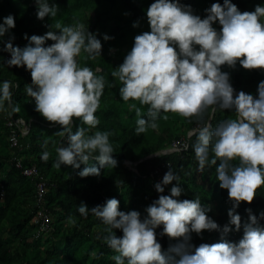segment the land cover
<instances>
[{
  "label": "clouds",
  "instance_id": "clouds-1",
  "mask_svg": "<svg viewBox=\"0 0 264 264\" xmlns=\"http://www.w3.org/2000/svg\"><path fill=\"white\" fill-rule=\"evenodd\" d=\"M36 3L37 19L57 16V5L50 6L48 0ZM206 12V18L201 19L179 0H155L146 13L150 31L134 38L131 51L111 76L122 84L121 100L134 102L129 107L138 117L137 135L155 130L159 119H168L167 113L189 121L198 119V126L190 130L188 137L196 136L193 149L198 170L215 166L219 187L227 190L232 204L229 223L221 229L206 214L198 196L193 200L176 199L182 192L178 183L170 189V195H160L145 209L147 215L143 219L137 211H120L115 198L90 212L82 203L77 209L81 216L86 218L91 213L106 226L104 241L117 253L112 256L115 264H264V228L258 226L257 217L250 210L239 242L224 239L233 229H241V218L234 214L235 209L241 202L251 204L257 189L264 186V81L258 85L256 98L243 91L234 95L229 74L221 71L222 66L234 68L237 63L245 70H264V7L242 13L230 0H224L223 6L213 3ZM217 22L221 26L219 32L212 26ZM14 27L13 16L4 18L0 37ZM52 28L55 30L42 36H25L28 45L23 49L13 47L9 41L4 50L10 53L9 66L24 67L30 72L32 83L25 86V92L35 101V111L61 128L57 135L67 137V146L56 149L58 158L53 166L77 169L94 160L100 168H115L117 161L109 140L114 133L86 134L100 123L95 113L100 107L105 78L78 62L82 53L88 59L100 56L101 41L83 23L70 26L57 21ZM103 39L110 37L105 35ZM46 41L53 43L45 47ZM11 88L7 80L0 87V111L6 110L5 102L12 113L20 111L18 105L13 106ZM144 106L146 118L141 112ZM217 109L234 110L235 118L222 120L214 128L210 122L199 120L207 111L214 113ZM10 118L21 120L8 113L5 121ZM74 119L84 126L75 132ZM23 123L16 130L25 135L28 127ZM177 147L173 141L164 152L176 151ZM48 158L49 153L44 152L42 159ZM134 165L125 161L130 170H134ZM100 168L86 166L79 175L99 176ZM178 179L169 171L154 189L163 193L164 186ZM71 222L75 224L74 219ZM161 226L162 236L177 241L167 251L157 241L156 229ZM114 230H120L122 236L117 237ZM204 231L221 232V241L193 249L192 233L200 236Z\"/></svg>",
  "mask_w": 264,
  "mask_h": 264
},
{
  "label": "trees",
  "instance_id": "trees-1",
  "mask_svg": "<svg viewBox=\"0 0 264 264\" xmlns=\"http://www.w3.org/2000/svg\"><path fill=\"white\" fill-rule=\"evenodd\" d=\"M155 0H48L49 5L58 6L56 17L37 19L36 0H0V23L11 15L15 27L0 37V87L5 80L12 85L13 106L18 105L19 112L12 113L5 102V111H0V264H115L113 252L105 243V225L91 213L85 218L78 212L83 203L89 212L96 206H103L108 199L119 201V210L125 213L137 211L141 219L146 217L145 209L160 195H170V189L177 185L181 188L179 200H193L197 196L201 200L206 214L222 229L229 223L228 212L232 204L226 189L219 187L215 166L198 170L193 145L196 136L188 137L190 130L198 126V119L191 121L167 113V120L159 119L158 127L137 135L136 120L138 117L129 104L119 95L122 84L111 76L124 61L134 45V38L150 31L147 22V9ZM240 12L254 11L257 6L264 7V0H230ZM179 3L190 6L193 15L206 18L213 3L221 6L224 0H179ZM74 26L83 23L89 32L96 34L101 41L100 56L88 59L82 53L78 62L82 67H89L97 76L105 78V87L100 98V107L95 113L100 123L86 134L96 131L114 133L109 137L114 148L113 159L117 161L115 168H100L98 162L92 160L80 168L61 165L60 169L53 165L57 160L56 149L67 146V137L57 135L61 128L45 121L35 111V101L27 96L25 86L31 85V74L24 67L9 66L10 53L5 45L11 41L13 47L23 49L28 45L25 36H42L54 31L52 26L57 22ZM136 24V27L133 25ZM217 32L221 26L212 25ZM107 35L109 40L103 37ZM53 42L46 41L45 47ZM222 72L229 74V82L237 92L243 91L258 96L257 88L264 81V70H245L239 63L234 68L221 67ZM18 87L14 88V85ZM140 107L138 102H135ZM146 118L147 106L141 109ZM8 113L13 118L21 119L28 127L25 135L17 131L21 148L12 147L8 139L9 129L6 125ZM162 116L165 114H161ZM234 110L207 111L201 122H210L213 128L222 120L234 119ZM84 127L78 119L73 120V132ZM173 141L178 149H170ZM187 145V147H185ZM44 152L49 153L47 161L42 159ZM212 158L211 151L209 159ZM125 161L134 163V170L125 167ZM21 163L22 168H17ZM233 163H236L235 161ZM37 168L38 176L48 183L45 206L52 216V230L34 237L36 229L33 219L38 212L36 207L38 177H26L22 169L29 166ZM86 166L100 168L99 176L81 177L80 171ZM171 171L179 179L164 186L163 193L155 191L157 181L162 182L165 173ZM257 217L258 226L264 228V186L257 189L251 204L241 202L234 214L241 218V229H234L224 237L232 243H238L243 236V225L248 222L249 211ZM75 220V224L71 219ZM162 226L156 229L157 241L167 251L170 244L177 241L162 236ZM117 237L122 236L120 230H114ZM221 241V232L204 231L200 236L191 235L193 249L200 244H214Z\"/></svg>",
  "mask_w": 264,
  "mask_h": 264
},
{
  "label": "built area",
  "instance_id": "built-area-1",
  "mask_svg": "<svg viewBox=\"0 0 264 264\" xmlns=\"http://www.w3.org/2000/svg\"><path fill=\"white\" fill-rule=\"evenodd\" d=\"M19 124H24V123L21 120H13L12 118L8 119L6 122V125L9 128L8 139L12 147H19L18 135L16 131V127ZM174 150H179V149L176 148ZM16 167L22 168V164L16 163ZM22 173L26 177H31V178L38 177V182L36 183V189H37L36 207L38 208V212L33 221L34 224L36 225L35 226L36 233L34 234V237H38L42 233H47L52 230L50 224V215L45 206V195H46L48 183L43 179V177L38 176V171L35 165L22 169Z\"/></svg>",
  "mask_w": 264,
  "mask_h": 264
},
{
  "label": "rangeland",
  "instance_id": "rangeland-1",
  "mask_svg": "<svg viewBox=\"0 0 264 264\" xmlns=\"http://www.w3.org/2000/svg\"><path fill=\"white\" fill-rule=\"evenodd\" d=\"M127 166V165H126Z\"/></svg>",
  "mask_w": 264,
  "mask_h": 264
}]
</instances>
